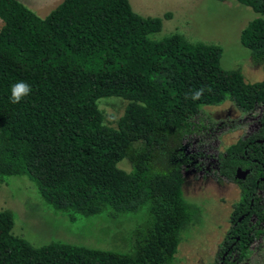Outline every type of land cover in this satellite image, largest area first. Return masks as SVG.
Masks as SVG:
<instances>
[{
  "label": "trees",
  "instance_id": "trees-1",
  "mask_svg": "<svg viewBox=\"0 0 264 264\" xmlns=\"http://www.w3.org/2000/svg\"><path fill=\"white\" fill-rule=\"evenodd\" d=\"M235 1L257 14L240 43L264 71V0ZM0 20V178L27 176L44 203L71 221L142 209L147 219L130 250L118 253L60 242L35 248L13 235L12 213L0 211V264L173 263L196 213L182 191L193 119L229 101L241 114L262 108L264 130V80L248 84L239 70L223 69L218 45L179 34L153 38L162 20L140 16L128 0H63L44 18L20 0H0ZM20 81L31 93L14 104L11 87ZM111 98L125 103L115 126L102 108ZM263 130L217 158L218 175L241 190L220 246H232L223 264L233 253L244 261L257 237L264 249ZM122 161L129 171L118 167ZM237 168L249 169L245 180Z\"/></svg>",
  "mask_w": 264,
  "mask_h": 264
},
{
  "label": "rangeland",
  "instance_id": "rangeland-1",
  "mask_svg": "<svg viewBox=\"0 0 264 264\" xmlns=\"http://www.w3.org/2000/svg\"><path fill=\"white\" fill-rule=\"evenodd\" d=\"M41 18L47 16L62 0H20ZM140 16L162 20V29L153 38L179 34L189 42L218 45L222 49L220 66L239 70L248 84L264 80L262 66L255 64L249 51L240 43V33L257 14L235 0H128ZM169 13L171 17L164 19ZM3 23L0 20V28ZM106 99L100 101L104 102ZM102 105L110 126L123 114L125 103L116 98ZM106 100V101H107ZM262 108L241 114L226 101L220 106L203 108L193 119L195 132L184 139L188 163L184 167L182 187L185 200L195 206L190 227L182 233L174 262L171 264L220 263L221 244L231 228L232 205L240 199L239 185L224 182L217 174L215 158L225 149L255 132ZM165 158V156H164ZM118 167L129 171L127 161ZM264 208V192L260 195ZM0 211L13 215V235L38 248L51 243H65L102 251L126 253L130 250L133 233L146 219V211L135 214H112L71 221L68 216L49 208L27 176L0 178ZM251 219V224H255ZM256 229H261L256 225ZM229 264H264L263 237H257L249 247L247 258L239 262L237 254Z\"/></svg>",
  "mask_w": 264,
  "mask_h": 264
},
{
  "label": "flooded vegetation",
  "instance_id": "flooded-vegetation-1",
  "mask_svg": "<svg viewBox=\"0 0 264 264\" xmlns=\"http://www.w3.org/2000/svg\"><path fill=\"white\" fill-rule=\"evenodd\" d=\"M262 126L263 125H261L260 123H258V126H257V128H256V130H255V132H253V133H251L250 135H252V134H254V133H258L259 131H261V130H263V128H262ZM263 133H264V130L262 131ZM250 135H248L247 137H249ZM247 137H245V138H243V139H246ZM264 141V139L262 140H260V142H263ZM224 153V152H223ZM223 153H221V154H223ZM220 155V154H219ZM219 155H216V158H215V168H216V171H217V158H218V156ZM240 169V171L242 172H240V173H238L237 174V170H239ZM245 172V173H244ZM244 173V174H243ZM217 174H218V172H217ZM249 174V169H241V168H237L236 169V178L237 179H241L242 181L243 180H245V178H246V176ZM184 176H185V173H184ZM219 176V175H218ZM220 177V176H219ZM224 182H229V181H227L225 178H223V177H220ZM260 181L262 182V183H264V177L263 178H260ZM259 181H257V183H258ZM239 184V183H238ZM241 191V190H240ZM264 192V184H263V186H262V189L258 192V196L260 197V199H261V204H263V201H262V197L260 196L261 195V193H263ZM252 218H254V217H251V219ZM251 219H250V221H251ZM255 219V218H254ZM232 225H233V222L231 221V227H232ZM227 234V233H226ZM260 237H262V236H260ZM231 248H232V246H229L228 247V249L227 250H224L223 252H222V256H221V258H220V264H223L224 263V260H225V258L228 256V253H229V251L231 250ZM234 254V253H233ZM232 255V254H231ZM228 258H230V255H229V257Z\"/></svg>",
  "mask_w": 264,
  "mask_h": 264
},
{
  "label": "clouds",
  "instance_id": "clouds-1",
  "mask_svg": "<svg viewBox=\"0 0 264 264\" xmlns=\"http://www.w3.org/2000/svg\"><path fill=\"white\" fill-rule=\"evenodd\" d=\"M30 93H31V87L27 83L20 81L11 87L10 101L14 104L20 103L21 100L24 97L30 95ZM202 93H203V89L196 92L195 95L192 96L191 98L193 100L198 99L200 97V95H202ZM185 98L186 99L189 98L188 94H186Z\"/></svg>",
  "mask_w": 264,
  "mask_h": 264
},
{
  "label": "crops",
  "instance_id": "crops-1",
  "mask_svg": "<svg viewBox=\"0 0 264 264\" xmlns=\"http://www.w3.org/2000/svg\"><path fill=\"white\" fill-rule=\"evenodd\" d=\"M44 1L46 2V1H53V0H44ZM62 1H63V0H62ZM62 1H61V2H62ZM61 2H60V3H61ZM143 17H153V16H143Z\"/></svg>",
  "mask_w": 264,
  "mask_h": 264
},
{
  "label": "water",
  "instance_id": "water-1",
  "mask_svg": "<svg viewBox=\"0 0 264 264\" xmlns=\"http://www.w3.org/2000/svg\"><path fill=\"white\" fill-rule=\"evenodd\" d=\"M240 172H241V171H240V169H239V170H237V174H238V173H240ZM241 173H242V172H241ZM244 173H245V172H244ZM244 173H243V174H244Z\"/></svg>",
  "mask_w": 264,
  "mask_h": 264
}]
</instances>
